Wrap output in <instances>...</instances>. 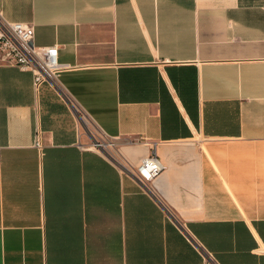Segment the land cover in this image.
<instances>
[{"label":"crops","instance_id":"1","mask_svg":"<svg viewBox=\"0 0 264 264\" xmlns=\"http://www.w3.org/2000/svg\"><path fill=\"white\" fill-rule=\"evenodd\" d=\"M0 10L68 67L35 90L0 63V264H202L199 246L264 264V0ZM92 132L112 156L83 149ZM153 153L164 170L140 184Z\"/></svg>","mask_w":264,"mask_h":264},{"label":"built area","instance_id":"2","mask_svg":"<svg viewBox=\"0 0 264 264\" xmlns=\"http://www.w3.org/2000/svg\"><path fill=\"white\" fill-rule=\"evenodd\" d=\"M260 1V0H256ZM34 27L24 22H11L4 20L0 10V63L3 65L14 66L19 70H27L32 75V86L35 90L41 83L51 81L57 82L60 74L67 69L66 65L58 62L57 45L52 47H35L33 44ZM71 109L79 119L80 124L85 128L89 125V118H86L77 105L71 101L68 102ZM33 146L39 149V136L34 134ZM90 142L84 150H95L105 154L102 139L98 134L92 132L89 134ZM1 158V153H0ZM123 172L129 171L126 165L118 164ZM164 170L156 154L153 153L142 158L137 167L130 171L135 181L144 184L145 181H151ZM202 264H217L215 258L204 247H198Z\"/></svg>","mask_w":264,"mask_h":264},{"label":"rangeland","instance_id":"3","mask_svg":"<svg viewBox=\"0 0 264 264\" xmlns=\"http://www.w3.org/2000/svg\"><path fill=\"white\" fill-rule=\"evenodd\" d=\"M102 142L104 143V145H107L105 148H104V150H105V154H107L108 156H112L113 155V152H112V150H110L109 148H110V146L109 145H111V144H109V142L105 139V140H103L102 139Z\"/></svg>","mask_w":264,"mask_h":264}]
</instances>
